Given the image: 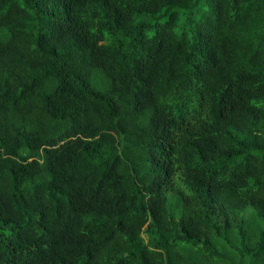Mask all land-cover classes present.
<instances>
[{"label":"trees","instance_id":"trees-1","mask_svg":"<svg viewBox=\"0 0 264 264\" xmlns=\"http://www.w3.org/2000/svg\"><path fill=\"white\" fill-rule=\"evenodd\" d=\"M0 264H264V0H0Z\"/></svg>","mask_w":264,"mask_h":264},{"label":"rangeland","instance_id":"rangeland-1","mask_svg":"<svg viewBox=\"0 0 264 264\" xmlns=\"http://www.w3.org/2000/svg\"><path fill=\"white\" fill-rule=\"evenodd\" d=\"M2 37H3V34L2 33H0V39H2ZM202 264H209L208 262L206 263V262H202Z\"/></svg>","mask_w":264,"mask_h":264}]
</instances>
